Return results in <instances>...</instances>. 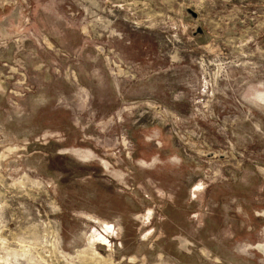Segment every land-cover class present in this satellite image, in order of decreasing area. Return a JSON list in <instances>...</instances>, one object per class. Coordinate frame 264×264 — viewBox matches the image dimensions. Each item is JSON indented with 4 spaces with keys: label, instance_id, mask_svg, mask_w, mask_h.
<instances>
[{
    "label": "rangeland",
    "instance_id": "1",
    "mask_svg": "<svg viewBox=\"0 0 264 264\" xmlns=\"http://www.w3.org/2000/svg\"><path fill=\"white\" fill-rule=\"evenodd\" d=\"M0 264H264V0H0Z\"/></svg>",
    "mask_w": 264,
    "mask_h": 264
}]
</instances>
